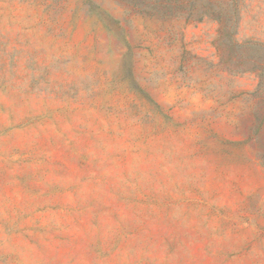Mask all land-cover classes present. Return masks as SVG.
Returning <instances> with one entry per match:
<instances>
[{
	"label": "rangeland",
	"instance_id": "374dc122",
	"mask_svg": "<svg viewBox=\"0 0 264 264\" xmlns=\"http://www.w3.org/2000/svg\"><path fill=\"white\" fill-rule=\"evenodd\" d=\"M0 264H264V0H0Z\"/></svg>",
	"mask_w": 264,
	"mask_h": 264
}]
</instances>
